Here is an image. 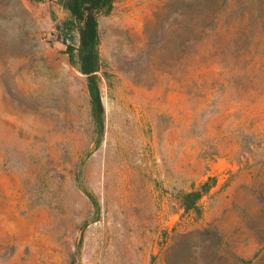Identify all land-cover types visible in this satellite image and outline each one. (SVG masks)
I'll use <instances>...</instances> for the list:
<instances>
[{"label":"rangeland","instance_id":"obj_1","mask_svg":"<svg viewBox=\"0 0 264 264\" xmlns=\"http://www.w3.org/2000/svg\"><path fill=\"white\" fill-rule=\"evenodd\" d=\"M260 12L114 0L89 80L62 0H0V264H264Z\"/></svg>","mask_w":264,"mask_h":264},{"label":"trees","instance_id":"obj_2","mask_svg":"<svg viewBox=\"0 0 264 264\" xmlns=\"http://www.w3.org/2000/svg\"><path fill=\"white\" fill-rule=\"evenodd\" d=\"M114 0H62V5L69 12L68 23L77 27L79 42L74 46L68 42L67 38L63 39L66 46V52L70 61L77 58L78 69L88 76L91 80L99 71V51H98V22L97 17L102 13L111 10ZM226 1V0H225ZM249 16V13H248ZM218 18V10L213 2H205L199 12V48L204 45L205 37L213 30ZM257 21L264 27V12H260ZM190 39L186 40V44ZM189 43V42H188ZM76 51V54L74 53ZM89 97L92 102L100 105V96L96 83H88ZM211 178H208L200 185V189L191 194L194 196L193 203H196L201 196L207 192L211 184ZM191 204H184L185 209H189ZM194 206V205H193Z\"/></svg>","mask_w":264,"mask_h":264}]
</instances>
